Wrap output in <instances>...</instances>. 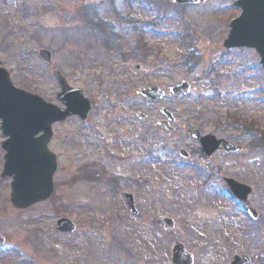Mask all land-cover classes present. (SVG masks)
Listing matches in <instances>:
<instances>
[{
    "label": "rangeland",
    "instance_id": "374dc122",
    "mask_svg": "<svg viewBox=\"0 0 264 264\" xmlns=\"http://www.w3.org/2000/svg\"><path fill=\"white\" fill-rule=\"evenodd\" d=\"M156 1L0 0L2 67L13 84L63 108L52 69L38 56L43 48L70 85L97 103L88 121L54 126L50 148L59 167L50 201L16 210L12 179L0 178V235L6 239L0 264H171L175 242L195 264H230L234 255L264 264V69L255 51L222 46L240 14L232 0L196 7ZM14 2L19 5L12 9ZM159 2L164 7L157 11ZM83 8L114 28L119 49L109 52L99 35L85 56L84 35H95L86 30ZM181 81L191 85L190 95L170 97L168 88ZM151 86L165 97L154 102L138 95ZM161 108L173 114V132L160 126L166 121ZM193 130L246 151L218 154L209 163L197 155L184 160L180 149L198 147ZM5 141L0 121V176ZM227 174L253 188L248 204L258 211L257 221L227 195ZM125 193L134 195L138 215ZM61 218L77 231L58 232ZM164 218L174 220V230L164 229Z\"/></svg>",
    "mask_w": 264,
    "mask_h": 264
},
{
    "label": "water",
    "instance_id": "95a60500",
    "mask_svg": "<svg viewBox=\"0 0 264 264\" xmlns=\"http://www.w3.org/2000/svg\"><path fill=\"white\" fill-rule=\"evenodd\" d=\"M179 6L203 4L206 0H172ZM234 6L243 12L240 17L230 23V33L223 42L226 49L248 48L255 50L264 67V0H234ZM40 59L49 65L53 64L52 54L46 50L39 52ZM136 67V70H139ZM53 74L58 80L61 92L58 100L66 107L65 110L47 103L41 97L20 90L12 83L9 72L1 68L0 59V121L3 135L8 138L2 148L6 152L4 170L1 178H12L10 202L17 210H27L46 202L54 193V175L57 171V157L50 152L48 145L53 138V126L67 121L72 116H79L83 121L92 110V101L84 96L80 89L72 88L61 72L53 68ZM190 85L187 82L170 89L171 96L188 95ZM138 94L153 101L161 100L163 92L157 87L138 91ZM162 113L171 121L172 116L166 110ZM144 119L143 115H139ZM168 125V123H165ZM194 139L202 146L203 153L211 158L217 152L236 153L241 148L234 147L225 140H218L212 135H202L193 132ZM184 158L189 154L182 150ZM233 194L241 201L247 202L252 189L234 180L226 181ZM128 205L133 213H138L133 195H126ZM248 212L253 219L258 215L249 207ZM166 230H173L172 219L163 220ZM62 233L73 234L77 226L67 218L57 223ZM6 239L0 235V245ZM172 264H194V256L186 251L182 244L175 243L172 250ZM246 257H235L232 264H249Z\"/></svg>",
    "mask_w": 264,
    "mask_h": 264
},
{
    "label": "flooded vegetation",
    "instance_id": "af4514ba",
    "mask_svg": "<svg viewBox=\"0 0 264 264\" xmlns=\"http://www.w3.org/2000/svg\"><path fill=\"white\" fill-rule=\"evenodd\" d=\"M13 3V2H12ZM18 3H15L14 2V4H11V7H12V9L14 8V7H18ZM24 9H25V7L23 6V5H21V8H20V10H21V12H23V14H24ZM4 19V18H3ZM82 19L84 20L83 22L86 24V26H87V31L89 32V34H91V35H95V37H92V36H90V35H87V33H85V35H84V41L86 40V42L88 43L87 44V50H86V52H85V56L86 57H88L89 56V52L90 51H94V44L95 43H97V42H100V39L101 38H104V35H105V32H107V37L108 38H110V37H112V35H111V33L109 32V30H107L106 28H105V25L102 23V22H100V20H99V18L97 17V15L96 14H83L82 15ZM105 30V31H104ZM10 34V33H9ZM103 36V37H101L100 38V36ZM102 40V39H101ZM113 41H114V44L113 45H110V43L109 42H107L106 44H105V46L108 48V50H110L109 52H115L114 50H117V48L120 46L119 45V43H120V41L118 40L117 42H116V40L115 39H113ZM104 45V44H103ZM1 51V50H0ZM2 52V51H1ZM5 53V51H3V54ZM92 60H98V57H96L95 59H92ZM93 104H94V108L96 109L97 108V103L95 102V100L93 101ZM93 108V109H94ZM95 109H94V111H95ZM93 112V111H92ZM92 114L93 113H91V115L89 116V119H90V117L92 116ZM88 119V120H89ZM174 122V120L171 122V123H173ZM160 126H162V125H160ZM162 127H164L166 130H167V132H173V130H172V128L170 127V124L168 125V127H166V126H162ZM184 130L183 129H181L180 130V136H178V138H179V140H177V146L176 147H178V145L180 144V142H183V138H184ZM100 137L101 138H104L102 135H100ZM197 143V142H196ZM198 144V143H197ZM49 148H50V146H49ZM50 150H51V148H50ZM181 150V149H180ZM52 151V150H51ZM53 152V151H52ZM219 154H221V153H219ZM190 155H191V157L192 156H194V155H197V156H199L200 158H201V160L203 159L204 161H206V163H209L215 156H217L218 155V153L215 155V156H213L211 159H206L205 157H204V155H203V152H202V148H201V146H200V144H198V147L196 148V150L193 152H191L190 153ZM213 167V166H212ZM224 180H228V174H227V176L225 177V179ZM226 189H227V195H228V184L226 185ZM230 191V190H229ZM247 206H248V204H244V206H242L241 208L242 209H245L246 210V208H247ZM245 256V255H244ZM246 257H248V256H246ZM250 260H251V262H252V258H250V257H248ZM252 264V263H251Z\"/></svg>",
    "mask_w": 264,
    "mask_h": 264
},
{
    "label": "trees",
    "instance_id": "16d2710c",
    "mask_svg": "<svg viewBox=\"0 0 264 264\" xmlns=\"http://www.w3.org/2000/svg\"><path fill=\"white\" fill-rule=\"evenodd\" d=\"M138 2H140L141 4L143 3V4H147V5H149V4H153V5H155V6H157V1L156 0H145V2H143V0H138ZM156 3V4H155ZM160 3V2H159ZM162 7H164L163 6V4L162 3H160V6L158 7V10H159V8H162ZM189 60V59H188ZM230 119H232L231 117H230ZM243 127V126H242Z\"/></svg>",
    "mask_w": 264,
    "mask_h": 264
}]
</instances>
